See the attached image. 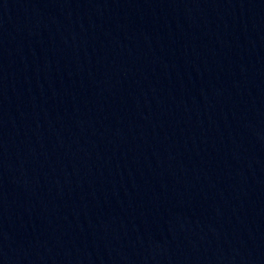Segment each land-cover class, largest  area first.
Instances as JSON below:
<instances>
[{
	"label": "water",
	"instance_id": "obj_1",
	"mask_svg": "<svg viewBox=\"0 0 264 264\" xmlns=\"http://www.w3.org/2000/svg\"><path fill=\"white\" fill-rule=\"evenodd\" d=\"M0 264H264V0H0Z\"/></svg>",
	"mask_w": 264,
	"mask_h": 264
}]
</instances>
